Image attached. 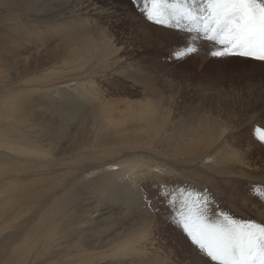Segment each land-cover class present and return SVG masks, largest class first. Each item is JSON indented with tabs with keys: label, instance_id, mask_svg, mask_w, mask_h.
I'll return each mask as SVG.
<instances>
[{
	"label": "rangeland",
	"instance_id": "374dc122",
	"mask_svg": "<svg viewBox=\"0 0 264 264\" xmlns=\"http://www.w3.org/2000/svg\"><path fill=\"white\" fill-rule=\"evenodd\" d=\"M80 9L83 11L76 13L80 16L72 20L70 13ZM13 19L17 20L11 22ZM79 22H85L90 29H103L106 34L94 33L98 37L93 40L101 47L108 40L125 60L113 71L77 72L85 77L79 84L111 111L112 125L121 122L113 125L116 142L100 150L108 153L90 158V164L80 170L91 172L87 177L102 180V172L98 175L92 170L95 168L96 172L104 160H126L128 150L141 147L148 137L162 133L160 145L152 147V153L139 152L132 160L142 164L134 168L135 173L116 176L111 180L113 186L107 184L101 189V204L111 205L116 212L144 214L148 228L136 247L137 254L151 264H203L183 232L170 222L169 209L157 195L160 182L207 190L215 199L214 207L237 218L264 222V201L252 193L254 185L264 186V145L253 134L255 126H264V63L238 56L213 58L207 54L210 46L205 43H201L198 55L177 59L174 53L186 45L188 35L148 22L133 0H0V80L15 84L56 60L70 66L75 62L86 66L89 55L80 60L73 56L68 62L64 60L68 51L74 52V43L65 34ZM85 44L82 40L79 48ZM87 53H92V48ZM113 60L108 57L104 63ZM17 89L25 88L0 89V93L15 97L22 92ZM42 102L45 106L28 112L35 116L37 110L50 108L48 100ZM52 109L56 110V105ZM199 113L219 122L217 139L221 140L215 147L193 152V134H202L194 124ZM49 118L36 121L38 126L33 127L35 132L39 130L40 139L47 138L44 143L49 146L58 144L55 135H62L60 138L65 140L57 148H42L46 155L58 157L69 146L88 147L87 125L81 132L76 128H69L68 132V125L60 127L59 122L62 130L56 133L53 123L58 124L63 118L58 113ZM199 153L204 154V159L193 162ZM96 198L97 194H90L91 200ZM147 202H151V207Z\"/></svg>",
	"mask_w": 264,
	"mask_h": 264
},
{
	"label": "bare ground",
	"instance_id": "6f19581e",
	"mask_svg": "<svg viewBox=\"0 0 264 264\" xmlns=\"http://www.w3.org/2000/svg\"><path fill=\"white\" fill-rule=\"evenodd\" d=\"M82 11L71 12L72 20ZM84 23L79 22L73 26L75 29L66 32L65 36L74 43V52L68 51L64 60L68 62L72 56L80 60L89 55L86 66L81 67L77 62L70 66L56 60L45 63L32 76H24L15 84L0 80V89L6 91L25 88L17 89L25 93L15 97L7 98L0 93L3 99L0 101V264H151L136 249L148 228L144 214L116 212L99 199L102 187L113 186L111 180L116 176L135 173L134 168L142 166L132 160L135 161L139 152L152 153V147L160 145L162 133L148 137L143 146L128 150L126 160L114 163L118 158L103 159L106 162L96 172L95 168L92 170L98 175L102 172V180L87 177L91 172L80 170L81 166L90 164V158L108 153L100 150L116 142L114 126L121 122L112 125L111 111L86 86L79 84L85 77L77 72L113 71L124 60L108 40L102 47L93 40L98 37L94 33L106 34L103 29H90ZM82 40L86 46L79 48ZM91 48L92 53H87ZM108 57L114 60L106 64ZM33 83L39 84L29 90L27 87ZM42 100H48L50 108L31 115L28 110L43 106ZM53 104L56 110L52 109ZM56 113L63 119L53 123L54 132L60 133L62 125H68V132L69 128L81 132L87 125L88 147L69 146L58 157L42 151L45 147L57 148L65 140L60 138L62 135H55L59 145H45L47 138L41 140L39 130L35 132L36 121L44 122L42 118L47 116L50 120ZM194 124L201 128L202 134H193L196 139L193 152L220 143L221 137L217 139L220 124L215 118L199 113ZM204 157L199 153L192 161L201 162ZM114 166L116 170H107ZM93 193L97 194L95 200L90 199Z\"/></svg>",
	"mask_w": 264,
	"mask_h": 264
},
{
	"label": "snow or ice",
	"instance_id": "6c2138e0",
	"mask_svg": "<svg viewBox=\"0 0 264 264\" xmlns=\"http://www.w3.org/2000/svg\"><path fill=\"white\" fill-rule=\"evenodd\" d=\"M133 4L148 22L188 35L186 45L174 53L177 59L198 55L205 43L213 58L238 56L264 63V0H133ZM253 134L264 145V126H255ZM157 188L170 222L183 232L203 264H264V222L214 207L207 190L163 182ZM252 193L264 201V186L254 185Z\"/></svg>",
	"mask_w": 264,
	"mask_h": 264
}]
</instances>
